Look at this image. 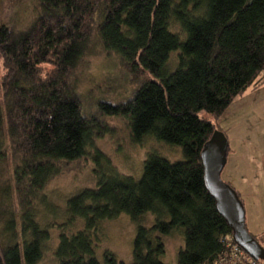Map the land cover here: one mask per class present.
<instances>
[{
  "label": "trees",
  "instance_id": "1",
  "mask_svg": "<svg viewBox=\"0 0 264 264\" xmlns=\"http://www.w3.org/2000/svg\"><path fill=\"white\" fill-rule=\"evenodd\" d=\"M94 36L135 77L145 75L130 99L101 102V110L127 117L134 142L150 136L181 146L183 158L151 152L140 179L113 166L70 197L69 222L84 226L61 233L57 263L102 264L94 238L105 219L125 212L137 224L131 264H168L160 255L175 230L185 239L180 264H214L233 231L205 187L201 151L236 97L264 80V0H38L28 25L1 22L0 173L11 149L15 188L26 200L104 131L98 117L83 113L72 77ZM28 206L18 226L7 222L0 264L42 257L48 230ZM147 212L156 216L151 226L142 222Z\"/></svg>",
  "mask_w": 264,
  "mask_h": 264
},
{
  "label": "rangeland",
  "instance_id": "2",
  "mask_svg": "<svg viewBox=\"0 0 264 264\" xmlns=\"http://www.w3.org/2000/svg\"><path fill=\"white\" fill-rule=\"evenodd\" d=\"M37 4L38 0H0V23L10 22L18 28L28 25L37 13ZM1 68L0 61V73ZM72 74L83 113L95 115L104 126L103 133L95 138L94 147L78 159L60 161L58 171L41 188L25 195L27 200L15 188L13 169L17 157L10 147L7 164H4L5 169L0 173V242L6 243L8 240V220L14 218L18 226L24 211L23 203L29 205L35 218L48 230V236L41 242L42 257L36 264H58L55 251L61 233L76 234L84 226L81 220L69 222L68 199L83 188L96 186L103 173L114 166L120 173L140 179L151 152L156 151L170 161L183 158L181 146L169 145L150 136L142 142H134L127 117L110 115L101 110V102L117 104L130 99L145 75L135 77L120 55L105 49L97 36L92 38L89 50ZM217 126L230 140L229 162L222 171V178L237 190L240 181V186H249L245 183L250 181L240 180L239 173L248 172L250 175L255 172L251 168L257 165L259 180L248 188H242L250 189L249 197L257 198L258 201L252 203L256 212L264 211V80L261 85L250 87L237 96L219 118ZM243 149L248 161L239 166L233 162V157ZM96 151L100 152L98 162L94 158L99 153ZM2 184L7 187L6 191H2ZM250 204L248 202L247 206ZM155 220L156 216L147 212L142 222L151 226ZM136 234L137 224L128 213L122 212L115 218L105 219L94 238L96 253L102 264H131ZM17 236L22 241L20 229H17ZM164 243L165 252L160 255V259L168 264H180L179 253L185 246L183 232L175 230L166 235ZM112 258H115V263Z\"/></svg>",
  "mask_w": 264,
  "mask_h": 264
},
{
  "label": "water",
  "instance_id": "3",
  "mask_svg": "<svg viewBox=\"0 0 264 264\" xmlns=\"http://www.w3.org/2000/svg\"><path fill=\"white\" fill-rule=\"evenodd\" d=\"M229 145L227 135L220 129H216L204 144L201 151L204 184L215 199L218 212L232 227L235 242L254 258L264 259V246L247 228L243 200L237 190L222 178Z\"/></svg>",
  "mask_w": 264,
  "mask_h": 264
},
{
  "label": "crops",
  "instance_id": "4",
  "mask_svg": "<svg viewBox=\"0 0 264 264\" xmlns=\"http://www.w3.org/2000/svg\"><path fill=\"white\" fill-rule=\"evenodd\" d=\"M229 143H230V140H229ZM247 158H248V156L246 154V151H245V149H243V151L238 152L237 156L233 157V162L235 164H238L239 166H243L244 164L247 163V161H248ZM250 159L252 161L254 160V158H250ZM228 162H229V157H228V160H227V164H228ZM256 167H257V165H256ZM256 167L254 166L253 168H251V170L255 171V172H251L250 175H249L248 172H245L244 174L243 173H241V174L239 173L240 180L244 179L243 180L244 182H249L250 181V183H245V184H250L249 186H252L253 184H256V182L259 180V173L257 172V170H256L257 168ZM240 183H242V182L240 181ZM239 184H238L237 187H238V192H239L241 198L243 199V202H244V205H245V208H246L247 227H248L250 232H252L253 234L257 235L258 238L261 240V242L264 243V211L256 212L257 210L254 208L252 203L254 201H258L257 198H254L253 196L249 197L248 194L251 193L250 189L245 190V188H248L249 186H246L244 184H242V186H240ZM243 186H245L244 189L242 188ZM248 202L251 203L250 206H247Z\"/></svg>",
  "mask_w": 264,
  "mask_h": 264
},
{
  "label": "built area",
  "instance_id": "5",
  "mask_svg": "<svg viewBox=\"0 0 264 264\" xmlns=\"http://www.w3.org/2000/svg\"><path fill=\"white\" fill-rule=\"evenodd\" d=\"M264 76V72L262 73ZM225 249L214 264H264V259H256L237 244L233 236H225Z\"/></svg>",
  "mask_w": 264,
  "mask_h": 264
}]
</instances>
